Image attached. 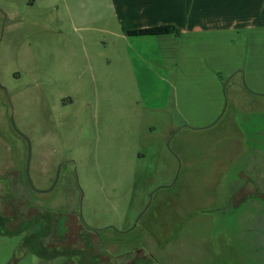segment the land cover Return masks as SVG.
Listing matches in <instances>:
<instances>
[{"label": "rangeland", "instance_id": "rangeland-1", "mask_svg": "<svg viewBox=\"0 0 264 264\" xmlns=\"http://www.w3.org/2000/svg\"><path fill=\"white\" fill-rule=\"evenodd\" d=\"M157 6L179 32L220 17L232 72L139 82L110 0H0V213L83 249L0 234V264H264V0Z\"/></svg>", "mask_w": 264, "mask_h": 264}, {"label": "crops", "instance_id": "crops-1", "mask_svg": "<svg viewBox=\"0 0 264 264\" xmlns=\"http://www.w3.org/2000/svg\"><path fill=\"white\" fill-rule=\"evenodd\" d=\"M110 2L114 5V17L121 21L127 18L133 21L127 34L133 29L170 25L156 22L159 20L157 0H110ZM110 17L106 15L101 16L100 19ZM214 20L215 18L209 19L208 27L203 28L199 24H194L191 28H182L178 34H128L137 37L136 40L141 42L137 47L126 49L128 60L126 63L134 77L138 78L139 82L143 81L153 74L145 72L144 69H153L156 65L166 69V73L159 76L165 79L180 77L190 79L200 74L213 79L217 76L221 77L224 66L230 68L226 73L230 74L233 67L232 53L235 52L233 41L236 33L232 28L223 26L220 17L218 23ZM157 49H161L160 55L155 53ZM224 54L227 55L224 57Z\"/></svg>", "mask_w": 264, "mask_h": 264}, {"label": "trees", "instance_id": "trees-1", "mask_svg": "<svg viewBox=\"0 0 264 264\" xmlns=\"http://www.w3.org/2000/svg\"><path fill=\"white\" fill-rule=\"evenodd\" d=\"M178 34L179 30L171 25H159L154 27H148V28H138L129 30L128 34L130 35H158V34ZM53 220L52 217H46L45 218H39L36 222L30 223L27 221H22L18 223L16 226H10L9 225V218L3 214L0 213V234L5 235H13L17 233H21L23 231H26V235L24 237V242L28 243L29 241H32L34 244V247L32 250L36 255H38L40 258H52L55 256H65L67 254L70 255V253H74L75 251H83V249H73L69 248V250H65L66 252H61L59 249H51V252L49 254H46V251L44 253V242L43 237L48 234L50 228H51V221ZM51 232V231H50ZM85 244V242H84ZM62 250V249H61Z\"/></svg>", "mask_w": 264, "mask_h": 264}, {"label": "flooded vegetation", "instance_id": "flooded-vegetation-1", "mask_svg": "<svg viewBox=\"0 0 264 264\" xmlns=\"http://www.w3.org/2000/svg\"><path fill=\"white\" fill-rule=\"evenodd\" d=\"M5 188H7V186H5ZM8 190H10L9 188H8ZM2 214V213H1ZM4 215V214H3ZM10 220V219H9ZM51 223H52V225H51V228H50V230H49V232H48V234H46L44 237H43V242H44V247L45 248H47V250H46V254H49L50 252H51V249H52V247L51 246H49V245H47L46 243H45V239H47V237L48 236H51L52 235V233H53V231H55V228H56V224H54L53 225V221H51ZM64 224H65V227H66V229H67V225H66V222H64ZM11 226V225H10ZM51 231V232H50ZM23 232H26V231H23ZM22 233V232H21ZM27 233V232H26ZM25 233V234H26ZM60 247H55V246H53V249H55V250H58ZM60 251H61V248L59 249ZM39 257V256H38ZM56 257H59V256H55V258ZM54 258V257H53Z\"/></svg>", "mask_w": 264, "mask_h": 264}]
</instances>
